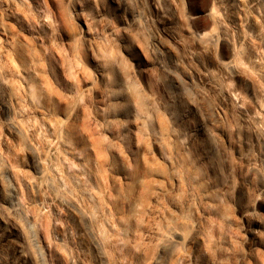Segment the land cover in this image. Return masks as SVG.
Instances as JSON below:
<instances>
[{"label": "rangeland", "instance_id": "1", "mask_svg": "<svg viewBox=\"0 0 264 264\" xmlns=\"http://www.w3.org/2000/svg\"><path fill=\"white\" fill-rule=\"evenodd\" d=\"M0 264H264V0H0Z\"/></svg>", "mask_w": 264, "mask_h": 264}]
</instances>
